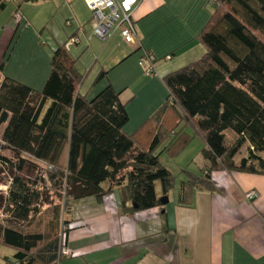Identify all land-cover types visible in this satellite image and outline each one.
<instances>
[{
    "label": "trees",
    "instance_id": "1",
    "mask_svg": "<svg viewBox=\"0 0 264 264\" xmlns=\"http://www.w3.org/2000/svg\"><path fill=\"white\" fill-rule=\"evenodd\" d=\"M6 3L0 0V13ZM211 7L198 36L204 55L163 78L168 95L155 118L173 114L175 125L169 133L156 129L146 146L123 131L129 120L127 105L107 82L109 70L101 69L90 89L81 93L83 76L65 45L52 51L50 73L40 91L3 75L2 148L16 160L0 157L2 166L15 171L0 204L8 215L0 225V242L14 251L6 264H59L66 258L60 254L69 230L65 216L81 200L99 201L116 188L123 204L124 197L132 202L130 212L160 206L159 199L173 186L161 155L176 158L194 138L204 144L205 173L179 183L180 204L193 190L213 191L214 171L264 175V0H214ZM103 81L105 86L89 97ZM228 130L233 136L226 143ZM244 145L245 155L236 162ZM26 167L36 169L41 181L17 175ZM45 186L60 193L57 204ZM44 206L51 228L27 232L22 224ZM61 210L65 212L58 233Z\"/></svg>",
    "mask_w": 264,
    "mask_h": 264
},
{
    "label": "crops",
    "instance_id": "2",
    "mask_svg": "<svg viewBox=\"0 0 264 264\" xmlns=\"http://www.w3.org/2000/svg\"><path fill=\"white\" fill-rule=\"evenodd\" d=\"M213 1L139 0L132 15L136 43L125 44L118 32L108 39L111 42L117 35L120 48L113 49L111 60L99 65L89 83L101 69L109 70L107 82L120 92V100L127 105L129 120L123 131L134 136L136 143L146 146L156 129L167 133L175 125L173 114L164 112L155 118L168 95L163 78L204 55L198 36L210 18ZM69 6L78 27L61 45L78 61L95 37L91 35L92 28L88 36L84 32L85 25L91 24V13L84 0H70ZM22 29L23 25H16L13 19L12 26L7 24L3 29L0 80L4 75L40 91L50 73L51 57L33 49L21 50ZM78 31L85 38L82 47L74 46L80 44ZM75 38L78 43H71ZM144 52L156 59L155 71L150 76L138 65ZM169 55L171 58L166 60ZM26 70L28 77L23 76ZM105 84L103 81L91 89L89 97ZM80 90L85 93L87 88L82 90L81 86ZM193 140L178 156L189 152ZM198 147L186 167L198 158L200 174L180 170L179 174L185 175H172L173 186L166 196V205L160 203L152 209L130 212L132 202L124 197L123 204L122 192L116 188L99 201L87 198L74 205L65 216L69 227L65 246L70 256L59 264H264V175L214 171L210 174L213 191L193 190L184 203L178 202L179 183L189 177L202 178L205 173L201 172L205 166L202 140ZM164 158L170 159L162 154L161 162ZM106 185L102 186L105 190L109 186ZM252 190L258 197L247 202L244 195ZM156 192L160 197L157 186Z\"/></svg>",
    "mask_w": 264,
    "mask_h": 264
},
{
    "label": "rangeland",
    "instance_id": "3",
    "mask_svg": "<svg viewBox=\"0 0 264 264\" xmlns=\"http://www.w3.org/2000/svg\"><path fill=\"white\" fill-rule=\"evenodd\" d=\"M69 1L70 0H11L10 2H7L5 9L0 13V36L7 24H10L12 26V16L15 11H18V13L23 17V21L28 23V27H23L22 29L24 34L22 36V39H20L21 50L33 49L51 57L52 47L58 44L61 45L65 41H67L78 27L76 21L72 19L73 16L70 12ZM84 32H86L87 36L90 34V23L85 25ZM78 33L79 34H77V37H79L80 44L74 46L82 47V39L84 38L82 37L83 32L78 31ZM114 37L115 38H113L111 42L108 41L106 44H103V42L97 38L92 39L90 41L91 45L88 51H86L85 54L83 53L84 55L82 54L81 57H78V70L79 73L83 76L82 90H85L86 88L88 89V86H90L89 81L91 80V77L93 76L95 70L99 67V65L105 60H111L109 58L112 55L111 52L113 51V49L120 48L117 45L119 43L117 35H114ZM28 75L29 70H26V73H23V76L28 77ZM86 75L87 77H85ZM3 128L4 125H0V157H4L10 160L12 163H16L13 155L8 150H3L2 148L3 144L1 141V132ZM232 136L233 133L231 131H226V143L231 140ZM199 143H201V140H199L198 138L193 140L190 148L187 150L189 152L187 154H182L184 156L180 155L177 158H164V160H162L163 164L169 169L173 176L178 178L179 176L185 175V173L179 174L180 170H187L189 172H191V170H195L196 174H200L198 158L193 160L192 163L189 164L190 167H186L188 164L187 162L190 161L189 157L193 156L199 150L197 149L199 148ZM245 147L246 145L242 147L238 158L245 155ZM14 172L15 171H13L12 167L2 166L0 164V204H3L2 197L6 195L9 181L12 180L11 178ZM17 175L31 181H41V179L39 180V178L37 177L38 174L36 169L34 170L26 167L22 173ZM44 181H47V178L44 179ZM102 186L103 188H106L107 185L105 183ZM44 189L50 197L49 199L54 204H57L59 202L58 196L60 193L47 188L46 186ZM157 191H159L158 185ZM47 210L48 206L40 207L39 214L32 216L28 222L22 224V226L25 227V230L27 232H45L49 230L51 228V224H49L51 218L46 212ZM64 212L65 211L63 210H61L60 212L59 226L57 230L58 233L62 231L61 228L64 219ZM7 219L8 215L4 214L0 209V225H4ZM13 252L14 251L10 248L4 246L2 247V244L0 242V264H2V262L6 264L5 259H10Z\"/></svg>",
    "mask_w": 264,
    "mask_h": 264
},
{
    "label": "built area",
    "instance_id": "4",
    "mask_svg": "<svg viewBox=\"0 0 264 264\" xmlns=\"http://www.w3.org/2000/svg\"><path fill=\"white\" fill-rule=\"evenodd\" d=\"M10 2L11 0H5ZM91 13L92 36L103 43L107 42L114 32H118L125 44H135L137 41L136 30L132 21V15L139 3V0H84ZM12 19L16 25L28 27V23L23 21V17L14 12ZM82 30V27H79ZM71 43H78V39H72ZM169 60L170 57H165ZM156 59L150 53H142L138 60V65L143 69L146 76H150L155 71ZM49 169V167H48ZM245 200L251 202L258 197L254 190L247 192ZM61 256L69 257L70 252L66 247L61 248Z\"/></svg>",
    "mask_w": 264,
    "mask_h": 264
},
{
    "label": "water",
    "instance_id": "5",
    "mask_svg": "<svg viewBox=\"0 0 264 264\" xmlns=\"http://www.w3.org/2000/svg\"><path fill=\"white\" fill-rule=\"evenodd\" d=\"M159 202L161 203V205H166V204H167V202H168V200H167V198H166V197H163V198L159 199ZM133 207L135 208L136 206H135V205H133Z\"/></svg>",
    "mask_w": 264,
    "mask_h": 264
}]
</instances>
